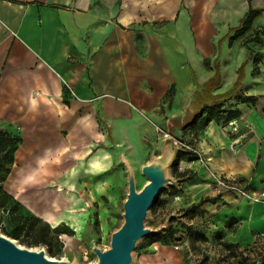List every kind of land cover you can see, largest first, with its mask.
I'll return each instance as SVG.
<instances>
[{
  "label": "crops",
  "instance_id": "crops-1",
  "mask_svg": "<svg viewBox=\"0 0 264 264\" xmlns=\"http://www.w3.org/2000/svg\"><path fill=\"white\" fill-rule=\"evenodd\" d=\"M187 8L182 0H0V130L19 139L1 185L26 212L53 229L69 224L79 234L75 179L84 192L91 173L113 167L102 149L91 150L92 143L101 145L102 127L123 143L145 117L165 125L169 164L180 154L171 139L195 137L194 159L179 157L189 168L182 177L191 178L181 182L184 193L177 200L191 206L208 196L199 207L201 232L240 247L261 240L264 201L216 185L214 190L212 183L222 177L264 189V72L252 75L245 54L229 77L218 69L211 95L232 89L245 63L236 91L256 97L242 103L234 94L223 102L246 133L236 151L222 121L199 130L188 126L208 105L200 87L214 77V68H206L204 60L214 56V40L238 26L247 3L209 30L194 6L192 41ZM121 175L114 171L113 185ZM155 243V250L147 242L139 247L137 264L179 263L172 246Z\"/></svg>",
  "mask_w": 264,
  "mask_h": 264
},
{
  "label": "rangeland",
  "instance_id": "rangeland-1",
  "mask_svg": "<svg viewBox=\"0 0 264 264\" xmlns=\"http://www.w3.org/2000/svg\"><path fill=\"white\" fill-rule=\"evenodd\" d=\"M182 1L188 7L189 20L186 24L188 40H191V26L194 27V21H191L195 14L194 6L197 7V10L199 9L200 22L205 29L209 30L220 23L218 19L221 16L225 18L228 11L235 10L238 12L247 3L245 0ZM190 2H192V6ZM251 6L258 12V15L247 31L239 37H235L234 27H231L228 32L221 35L222 37L220 36V39L214 40V56L208 59V63L212 69L217 66L222 77H229L232 74L236 65L244 59V54L247 59L246 62L250 60L252 63V75L264 72V45L260 47L250 45L251 54L247 50H242V41L253 35L258 28L264 29V0H252ZM245 65V63H241L239 68L243 67L244 69ZM166 103L167 101H164V107ZM164 107L161 106L160 111H163ZM165 128V125L163 126L151 118L146 119L144 117L138 127L130 129L124 142L118 144L110 138L108 129L103 130L102 127L104 135L102 143L101 145L92 143L91 150L96 153L101 152L100 149H102L101 155H106L109 159L108 167L110 165H113V167L105 171L104 174L102 172L100 174H97V172L91 173L90 184L86 186L89 189L84 192L77 189V179H75L73 192L76 198V208H74V213L76 217L81 218V221L79 219L81 222V232L79 234L74 232L69 224H66L68 225L66 226L61 223L57 229L61 228L66 232L67 241L62 237V233H55V230L43 220L39 219V223H34L33 219L35 217L26 212L20 205L15 207L14 202L8 201L1 206V202L4 200L2 192H0V233L16 240L22 246L43 250L45 255L53 260L65 258L67 264H96L97 257L93 249H108L111 235L123 224V204L127 195L128 177H132L135 189L139 191L147 183V179L141 173V168L144 165L158 164V161L163 159L162 155L165 150H168L165 140L170 137L166 134ZM194 140L195 137L191 134L188 138L171 139L174 147L178 148L180 153L188 152L187 155L191 159H194L196 154ZM191 159L188 161H191ZM174 161L164 168L166 183L148 209L144 219V227L157 230V235L164 236L168 246L178 247L177 250L171 249V251H177L179 254L178 264H264V236H260L261 240L257 243L240 247L218 241V238H220L218 236L217 238H207L201 232V223L198 220L201 209H192L187 212L190 206H185L175 199L177 196L183 195L181 182L184 179L191 178V175L178 178L172 172L171 165ZM185 167H187L186 164L182 166L181 162L178 161L176 171L179 173L182 171L188 172L189 168L185 170ZM115 170L122 171V175L117 179V184L113 185ZM81 176L82 174L79 175V177ZM82 183V180H80L79 185ZM214 185L216 184L212 183L213 189L216 190ZM0 187H2L1 183ZM60 190H62L61 187ZM246 190L255 192L252 199L259 198L260 194L264 193V189L259 185L252 189L246 187ZM62 192L66 191L62 190ZM71 193L68 192L67 194ZM260 201L262 202V200L257 202ZM19 217H22V219L18 220ZM32 223H34L33 229H45V225L48 227L49 234L45 238L46 243H43L40 236L34 235L32 231L28 230ZM12 232L17 233L16 238L11 237ZM151 236L145 235L136 242L135 249L131 253L130 264H137L139 247L143 243H149ZM224 244L231 246L226 248ZM148 254H151V252L146 251V255Z\"/></svg>",
  "mask_w": 264,
  "mask_h": 264
},
{
  "label": "water",
  "instance_id": "water-1",
  "mask_svg": "<svg viewBox=\"0 0 264 264\" xmlns=\"http://www.w3.org/2000/svg\"><path fill=\"white\" fill-rule=\"evenodd\" d=\"M158 164L144 165L142 175L147 183L137 191L132 177H128L126 200L123 204V224L111 235L109 248H94L96 264H130L136 242L145 235H156L157 230L144 227L147 211L166 183L164 168L169 165L166 152ZM0 264H67L49 259L43 250H32L0 233Z\"/></svg>",
  "mask_w": 264,
  "mask_h": 264
},
{
  "label": "trees",
  "instance_id": "trees-1",
  "mask_svg": "<svg viewBox=\"0 0 264 264\" xmlns=\"http://www.w3.org/2000/svg\"><path fill=\"white\" fill-rule=\"evenodd\" d=\"M251 1L252 0H247V10L244 13L243 17L239 20L238 26L233 28V31L235 33V37H239L242 35L245 31H247L253 22V20L256 18L258 15V12L255 11L252 6H251ZM264 44V29L258 28L257 30L254 31L253 35L242 41V47L245 48L249 53L251 54V48L249 47L250 45H262ZM204 65L206 68H209V63L208 61L204 60ZM214 77L204 83L200 88L202 91V94L204 98L206 99L208 105L206 104L203 106L198 113L194 117V121L189 124L188 126H192L195 129L194 130H199L210 122H223L225 125L230 122L231 120L238 119V114L235 111L232 110H224L223 109V102L229 100L232 95L236 94V98L238 101L242 103H254L256 101V97L253 96H244L240 93H238L236 90L240 85V82L242 81L243 78V67H240L238 69V79L236 83L233 85L232 89L229 91L220 94V95H211V92L215 90V88L218 86L217 79L219 77V71L218 67H214ZM212 104V105H211ZM19 144V139L15 136H10L9 134L3 132L0 130V155H1V161H0V183L4 181L6 178V175L8 174L9 167L12 165L13 162V154L15 150L17 149V146ZM188 154V152L180 153L178 155V158L173 162L171 165L172 167V172L177 176V177H182L184 176L183 173L177 172V166H178V161L179 157ZM0 192L3 194V199L1 202V206L5 204L8 201L14 202V206H19V204L8 194H6L2 187H0ZM206 201H210V199H204L198 202L197 204H192L188 209L187 212H190L192 209H198L201 204H203ZM15 210V209H14ZM200 213H203V210H200ZM21 220L22 217H19ZM33 222H40L39 219L34 218ZM30 225V228L28 230L32 231L34 235H38L42 238L43 243H46V236L49 234L48 227L45 225V229H33V224ZM58 228V227H57ZM55 228V233H63L66 235V232H64L61 228L57 229ZM11 237L16 238L17 233L12 232ZM161 243L163 245H166L167 243L165 242V237H161L156 235L151 236V241H149L150 244L152 243ZM231 245L224 244V247H228Z\"/></svg>",
  "mask_w": 264,
  "mask_h": 264
},
{
  "label": "built area",
  "instance_id": "built-area-1",
  "mask_svg": "<svg viewBox=\"0 0 264 264\" xmlns=\"http://www.w3.org/2000/svg\"><path fill=\"white\" fill-rule=\"evenodd\" d=\"M227 129V135L230 138V149L233 151H236L239 146H241L243 140L246 137V133L244 130L240 128L238 119L231 120L225 125ZM196 153V151H195ZM214 183L216 186H219L223 190L230 192L232 194L237 195L238 197L252 199L253 195L255 194L254 191H248L246 190L247 186H244L241 182L235 180V179H229V178H222V177H214ZM253 201L262 200L264 201V193H261L259 198L252 199ZM264 236V234L258 235ZM156 243L150 244V248L155 250L153 247ZM174 249H178L177 246H174Z\"/></svg>",
  "mask_w": 264,
  "mask_h": 264
},
{
  "label": "bare ground",
  "instance_id": "bare-ground-1",
  "mask_svg": "<svg viewBox=\"0 0 264 264\" xmlns=\"http://www.w3.org/2000/svg\"><path fill=\"white\" fill-rule=\"evenodd\" d=\"M175 199H178V197H176ZM29 249H32V250H37V248H29ZM50 259V258H49ZM67 260V259H66ZM60 261H65V258H62Z\"/></svg>",
  "mask_w": 264,
  "mask_h": 264
}]
</instances>
